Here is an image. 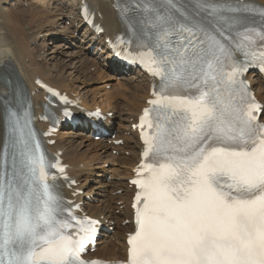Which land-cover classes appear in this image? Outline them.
<instances>
[{
  "label": "bare ground",
  "instance_id": "6f19581e",
  "mask_svg": "<svg viewBox=\"0 0 264 264\" xmlns=\"http://www.w3.org/2000/svg\"><path fill=\"white\" fill-rule=\"evenodd\" d=\"M20 1L22 0H12L11 7L8 8L7 5H9L10 0H0V76L3 74L5 68L9 67L15 71L16 75H18L20 79L23 78L24 80L23 84L25 88L29 90L31 94L35 93L32 98L35 106L39 107V109L37 110L38 113H41V105L44 96L38 89L37 85L35 84L36 79H41L45 83L51 85L52 87H55L57 89H60L61 91L68 92L69 94H73L74 96L79 97L82 100V106L86 108L93 109L96 106H100L98 105V102L95 99L97 97L96 92L91 90L93 99H92V103H90L89 99L87 98L88 95L84 96L85 93L83 92L81 93V88L75 85L77 82L75 77L76 75H78L81 76L82 78L84 76L85 70L86 71L89 70L88 68L89 62L96 61L95 59L93 60V58L91 57L102 59L105 62L104 64L110 65L109 69L103 68L101 66L100 67L98 66V68L96 67L99 77H102V79L104 78L109 81L112 78L113 73H116V75H118L121 73L120 72L121 70H125L124 68L115 67L114 63L111 62L112 54L108 52L107 47L105 46V39L107 37L113 39L117 34L124 31V26L120 21L119 16L115 11L111 2L107 0H87L92 10L96 12L97 20L101 22L105 30V33L102 36L97 37L96 35L93 34L91 30L86 28L85 24L78 17V9L80 2L82 0H69V2L71 3L70 6L71 11L69 13L65 11L66 7L64 5L59 6L58 8L53 7L52 3L50 2L51 0L49 1L50 3L46 0L48 2L47 4L48 6H44L45 5L44 3H42L43 5H39V3L37 2H32L29 5L30 8H27L28 11H26L25 8L23 10V8L21 7L22 3H20ZM260 1L264 2V0H260ZM18 4L20 5V7L18 6ZM13 6L14 8H12ZM16 6H18V8H15ZM33 7L36 8V10L34 8L36 12L32 16H30L28 13L33 10ZM30 19H33L35 24L33 23L28 24V21ZM69 23H71V25L73 26L72 27L69 26L68 28L67 27L63 28L64 30V31L62 30V32H64L63 34L71 36L70 37L71 39H75L76 32L82 33V37H83L82 43L85 46H83L82 51L76 54H72L70 52V54L68 55V52H64V51H68L72 47L67 44L63 45L61 43L62 47L60 46L61 49L59 54L60 55L65 54L66 57H69V59H67V61L63 64H55L52 67L50 65L47 66L49 55H45L46 53L42 55V52L37 53V51L30 46L31 43H36L37 37L41 34L45 26L46 27L49 26L50 28L51 27L57 28L60 27V25L63 26L64 24H69ZM31 25L34 27L28 28V30H26V27H31ZM74 25H76V27H74ZM58 30L59 29H57V31ZM36 32H40V33H36ZM53 33L54 31H51V34ZM79 55H81L82 58H84V62L83 61L81 62L84 63L82 64L84 68L81 65H76L75 63L77 62L74 63L75 57ZM94 65H95L94 63L91 64V66ZM128 71L129 72L133 71V69L129 68ZM132 75L135 76L132 77L130 75H125L124 77L127 78H124L122 80L123 81L136 80L140 82L138 83L139 85H135L133 89L129 88L132 90H129L128 88L125 87L126 88L125 91H128L132 98V103H130L131 106H128L129 107L128 111H129V117H133L134 122L130 123L128 121L129 123L127 125L122 124V122L125 121L127 122L128 119L127 120L124 118L122 119L120 114L118 113L119 110L118 102L116 101L117 95H115L114 93L105 94L106 99L113 101L110 104L109 107L110 109H108V107L105 108L103 105L100 106L105 112L109 110L113 111L115 113L114 119H120L119 120L120 123L118 122L120 124L118 134H119V139L124 140L123 147L113 148L109 144L107 145L106 143L103 142H97V143L90 142L91 141L89 140L91 138L90 133H92V131L89 124H86L83 121L81 124L78 125L77 127L78 130L76 131H74L72 128L71 129L69 128L67 130H63L66 132H60L59 133L60 137L56 138L55 145L51 147L53 150L59 149L63 151L64 161L66 164L71 166L70 173L76 178V181L78 182V186L75 189H73L70 193L74 194L76 190L78 191V190L86 189L84 191L85 194L83 196L81 195L76 196L78 200H84V198L90 196L93 193V189H94L92 187L90 188L89 186L86 187V184L84 183L82 184L81 182L82 181L81 178L84 175H86L82 169H79V165L84 163L83 160L84 158L88 157V155H91L89 159H86V161L91 160L97 163V160L99 159L102 160V158L105 159L104 154L108 152V149L112 148L115 150H119V152H125V151L130 152V156H128V158L122 155H119L118 157L114 158L116 163H118L121 166L120 169L123 168L121 171L119 170L118 176L121 177V179L123 178L126 179L127 181L125 183L119 181V182H112L105 184L106 186L104 190L107 191L105 192V195L106 193L115 194V192L121 190L122 194L117 198L118 201L122 202V206H121L122 208L119 207L116 208V210L118 211L116 212L115 208L109 204H102L101 206H93V204L88 202H85L84 204V209L86 211L88 210L87 213L90 216L100 219L106 227L111 226L113 223L119 224V222H123L125 220L132 221V213H131L130 205H131V196L133 193V188L129 184V179L133 176L132 170L135 164H137L138 162L140 145L137 143V133L133 129H131V127L132 124L137 123L140 110L145 105L146 99L149 97L148 78L137 70ZM251 77L252 75L249 76V78ZM83 81H84L82 82L83 84L86 83L85 80ZM133 84L134 83H132V85ZM252 84L254 86V89L255 88L257 89L258 98L264 102V81L259 77ZM9 93H10V88L0 81V96H5L8 95ZM75 111L77 113V116L81 115V113L79 112L80 110H75ZM3 116L4 113L2 111V108L0 107V153L3 145V137H4ZM41 126H43L44 128L46 127L45 125L42 124ZM115 126H117V122H115ZM111 129L112 128L109 127V130ZM125 134H129V135L126 136ZM65 137H67L68 142H65L66 140L64 139ZM79 137L84 138L83 141L85 140L84 142H87L89 144L90 148L86 149L84 152L80 150L82 144L81 145L79 144L78 146H74L75 144L73 143L74 142L73 139L74 138L77 139ZM97 167L95 169H97ZM102 174H103V170H102ZM97 177H100V175H98ZM112 196H111V201L114 202L115 198ZM108 198L110 197L108 196ZM132 230H133L132 222H130V224L125 227L120 226L118 230L115 231L114 234H112L111 236V239L116 238L117 244L112 242L106 243V239L110 236V234L108 233L103 234L102 236L104 238H102L99 241V244L100 245L106 244V245L100 250L98 248L94 256L107 260L126 259L127 248L125 244V240H126L125 234L131 232ZM101 251H103L105 255H99Z\"/></svg>",
  "mask_w": 264,
  "mask_h": 264
},
{
  "label": "rangeland",
  "instance_id": "374dc122",
  "mask_svg": "<svg viewBox=\"0 0 264 264\" xmlns=\"http://www.w3.org/2000/svg\"><path fill=\"white\" fill-rule=\"evenodd\" d=\"M12 1V0H11ZM31 1V2H30ZM48 2L50 1V0H47ZM46 0H25L24 1V4H23V1H20V3H22L23 5H21V7L23 8V10H24V8H25V10L26 11H28V9H27V7H28V5H27V3L26 2H28V3H32V2H37V3H39V5H43L42 3H44L45 5L44 6H48L47 4H48V2H47ZM51 3H52V6L53 7H59L60 5L62 6V5H64L65 7H66V9H65V11L67 12V13H69L71 10V3L69 2V0H51L50 1ZM49 2V3H50ZM26 3V4H25ZM65 3V4H64ZM12 3H10V5H11ZM59 4V5H58ZM10 5H8L7 7L9 8L10 7ZM27 5V6H26ZM18 6L20 7V5L18 4ZM18 6H16L15 8H18ZM68 7V8H67ZM12 8H14V6L12 7ZM21 8V9H22ZM34 8L35 7H33V10L32 11H30L28 14L30 15V16H32L36 11V8H35V10H34ZM31 23H33V24H35L34 23V20L33 19H30L29 21H28V24H31ZM38 24V23H37ZM71 26V25H70ZM32 27H34V26H32L31 25V27H26V30H28V28H32ZM46 27V26H45ZM44 27V29L42 30V35L40 36V40H42V41H38V43H37V48H34L36 51H37V53H40V52H46V54L45 55H49V57H48V63H47V66H54L55 64H63V63H65L66 61H67V59H69V57H66V55L65 54H59V52H60V49H61V47H62V44L64 45L66 42H70V38H69V36L68 35H65V34H63L64 32H62V30H63V28H68L69 27V25H67V24H64L63 26H61L60 25V27H58L57 29H59L58 31H57V29H53L55 32H57L56 34H54V35H47L51 30H52V27L50 28L49 26H47L46 28ZM51 29V30H50ZM62 32V33H59V32ZM64 31V30H63ZM44 33V34H43ZM62 35V36H61ZM78 36V38L79 39H77L75 42H72L71 41V49L70 50H68V51H64V52H68V55L70 54V52L72 53V54H76V53H78V52H80V51H82V48H83V46H85L83 43H82V35L80 36V34L79 35H77ZM65 38V39H64ZM55 43V44H54ZM62 43V44H61ZM75 43V44H74ZM73 44V45H72ZM83 44V45H82ZM61 46V47H60ZM32 47H34L33 45H32ZM78 48V49H77ZM47 50V51H46ZM35 51V52H36ZM63 52V53H64ZM52 53H54V54H52ZM44 54V53H43ZM51 54V55H50ZM62 57V58H61ZM65 58H66V60H65ZM91 58H94V57H91ZM63 59V60H62ZM95 59V58H94ZM39 60H41V59H39ZM65 60V61H64ZM96 61L95 62H92L91 64H95L94 66H91V64L88 66V68H89V70H85V72H84V78L82 79L81 78V76H78V75H76V77H75V79L77 80V82H76V86H78L79 88H81V93L83 92V93H85L84 94V96H86V95H88L87 96V98L89 99V102L90 103H92V99H93V95H92V91H95L96 92V94H97V97L95 98L96 99V101L100 104V105H103L105 108H107L108 107V109H110L109 107H110V104H111V102H113V101H111V100H109V99H106V96H105V94H107V93H114L115 95H117V102H118V112H119V114H120V116H121V118L123 119H128L127 120V122L125 121V122H122V124H125V125H127L129 122H131L132 120H133V118L132 117H129V111H128V106H131V104L130 103H132V98H131V95H130V93L128 92V91H125L126 90V88H134L135 87V85H139L138 83H140L139 81L136 83V82H134V81H123L122 79H124V78H127V77H123V75H126V73H121V74H118V75H116L115 73H113L112 74V78L108 81L107 79H102V77H99V74H98V71H97V68H98V66L100 67H103V68H107L105 65H102V64H104L105 62H103L102 60L101 61H99L98 59H95ZM58 61V62H57ZM84 62V58H82V56L81 55H79V56H77V57H75V59H74V63L75 62H77V63H75L76 65H81V66H83L82 64H84V63H81V62ZM60 62V63H59ZM98 63V64H97ZM86 65H87V63H86ZM97 67V68H96ZM83 68H84V66H83ZM87 68V69H88ZM94 68V69H93ZM83 70V71H84ZM93 71H94V73H96V74H94L93 73ZM90 73V74H89ZM69 74V73H68ZM89 76V78H88V76ZM94 74V75H93ZM92 75V76H91ZM98 75V76H97ZM133 77V76H132ZM129 78V77H128ZM93 79V80H92ZM80 82H79V81ZM83 80H85L86 81V83H82V82H84ZM96 80V81H95ZM101 80V81H100ZM90 82V83H89ZM101 82V83H100ZM126 82V83H125ZM130 82V83H129ZM132 83H134L133 85H132ZM82 86H81V85ZM127 84V85H126ZM131 84V85H130ZM87 85V86H86ZM130 87H129V86ZM84 87V88H83ZM126 87V88H125ZM84 89V90H83ZM132 89H129V90H132ZM92 90V91H91ZM98 92V93H97ZM131 92V91H130ZM100 94V95H99ZM123 96V97H122ZM105 97V98H104ZM108 100V101H107ZM104 101V102H103ZM98 104V105H99ZM107 105V106H106ZM127 110V111H126ZM123 111V112H122ZM111 113H113V112H111ZM128 113V114H127ZM120 120V119H119ZM118 120V121H119ZM129 121V122H128ZM64 139H66L65 140V142H68L67 141V137H65ZM74 142V146H78L79 144L81 145L82 144V147H81V151H85L86 149H88V148H90L89 147V144L87 143V142H84L83 140H73ZM64 142V143H65ZM76 142V143H75ZM85 146V147H84ZM118 152V151H117ZM117 153H115V152H113L112 150H110V151H108L106 154H104V156H105V159L103 158L102 160L101 159H99V160H97V163L96 162H93V161H86V159H89L90 158V156L91 155H88V157H86V158H84L83 160L85 161V162H87V163H85V165H86V168H85V173L87 172H89L88 174H90V176H84L82 179H83V182H85L86 181V183H87V185L91 188H94L93 189V196H94V200L91 202V203H93V206L94 205H96V206H101L102 204V202H103V204H109V205H111L112 204V206L113 207H118V206H120L121 207V201H118L117 199H115V201L114 202H112L111 201V194H108V193H106V195H105V192H107V191H104L105 190V184H108L109 182H114V181H116V182H118V181H121L120 180V177L118 176L119 175V170L121 171L123 168H121L120 169V165L118 164V163H116V162H114V156H117L118 154H119V152H118V154L116 155ZM130 154V152H128V151H126L125 153H121V155L122 156H125V157H127L128 158V156H130L129 155ZM85 155H86V153H85ZM106 162V163H105ZM95 164V165H94ZM91 166V168H90V166ZM98 167H97V166ZM89 169H88V168ZM97 167V169H95ZM102 168V169H101ZM105 168V169H104ZM117 169V170H116ZM88 170V171H87ZM102 170H103V174H102ZM111 171V172H110ZM115 171V172H114ZM93 173V174H92ZM97 173V174H96ZM98 175H100V177H97ZM87 177V178H86ZM95 177V178H94ZM103 178V179H102ZM88 181V182H87ZM122 182H126L125 181V179H122ZM98 183V184H97ZM91 184V185H90ZM102 184V185H101ZM94 186V187H93ZM96 186V187H95ZM99 186V187H98ZM103 187V188H102ZM97 188V189H96ZM95 190V191H94ZM100 190V191H99ZM98 193H100V194H98ZM115 194H113V196H114ZM117 195H119V196H121L120 194H118L117 193ZM108 196L110 197V198H108ZM115 197V196H114ZM118 197V196H117ZM97 198H98V200H97ZM117 201V202H116ZM112 202V203H111ZM116 203V204H115ZM99 204V205H98ZM88 211V210H87ZM118 225H120V224H118ZM123 225H125V224H123ZM120 227V226H119ZM118 227V228H119ZM118 228H117V226L116 225H113V229H114V231L116 230H118ZM113 231V232H114ZM115 240H113V239H108V242H113V243H115V244H117L116 243V241L114 242ZM104 245H106V244H101L100 245V248L102 249L103 247H104ZM100 253V252H99ZM99 255H105V253H103V251H101V253L99 254Z\"/></svg>",
  "mask_w": 264,
  "mask_h": 264
}]
</instances>
